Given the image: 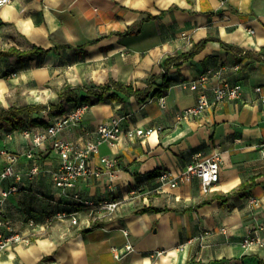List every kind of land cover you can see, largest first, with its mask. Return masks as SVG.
Segmentation results:
<instances>
[{
  "label": "crops",
  "instance_id": "crops-1",
  "mask_svg": "<svg viewBox=\"0 0 264 264\" xmlns=\"http://www.w3.org/2000/svg\"><path fill=\"white\" fill-rule=\"evenodd\" d=\"M172 65L171 84L163 95L161 73L169 55L190 52ZM42 53L0 56V102L24 105L58 103L68 87L89 107L79 124L59 136L83 148L96 140L99 124L120 119L124 129L154 128L147 136L122 135L105 140L90 156L93 170L65 193L50 170L60 159L51 141L36 148L40 165L22 155L19 178L0 181V191L17 184L3 207L30 242L0 251V264H264V246L244 245L250 228L264 236V0H10L0 5V49ZM211 69L205 82L191 84ZM121 82L146 99L121 91ZM240 85L239 97H225L197 116L177 113L198 103L215 86ZM110 88L102 100L90 90ZM260 87L261 90H257ZM39 93L40 100H30ZM47 102V103H48ZM71 107L70 109H72ZM27 128H42L49 123ZM26 129V128H24ZM24 129H0V149L31 148ZM219 154V180L204 192L197 177L176 187L161 184L163 170L179 175L198 159ZM102 156L116 158L113 174ZM7 156L0 154V172ZM245 196L227 194L244 183ZM132 191H135L134 193ZM91 199L115 198L120 208L94 221L81 207L77 224L51 215L73 203L72 194ZM260 204L251 210L247 198ZM209 199V202L203 201ZM35 218L37 226L27 224ZM124 229L129 232L125 235ZM134 250L122 258L111 247Z\"/></svg>",
  "mask_w": 264,
  "mask_h": 264
},
{
  "label": "built area",
  "instance_id": "built-area-1",
  "mask_svg": "<svg viewBox=\"0 0 264 264\" xmlns=\"http://www.w3.org/2000/svg\"><path fill=\"white\" fill-rule=\"evenodd\" d=\"M8 1L10 0H0V5ZM211 72L212 70L208 69L200 74L191 84V88L195 89L197 88V83L205 82ZM240 89V85L230 87L215 86L213 89V100L210 99L206 92H202L199 96L198 103L178 112L177 118L181 120L185 117L200 115L212 103L223 100L225 97H239ZM257 90H261V88L258 87ZM262 97L264 99V92ZM88 107V103L85 102L62 113L52 114L48 110L44 111L48 112L50 117L49 123H47L45 127L26 128L22 130V134L29 140L32 146L31 148L25 150L24 153L0 149V154H5L7 156V163L0 172V181L6 180L12 176L19 178L15 164L22 155L34 159V163L30 169V175L33 176L38 173L40 165L35 150L37 147L50 140L60 159L58 167L51 169L50 173L54 184L65 193L66 189L74 188L76 186V181L79 177L90 173H101V170H93L91 168L89 160L93 153L99 152L102 141L109 140L112 142L119 139L124 134H127L130 137H134L135 135L147 136L154 131V128L124 129L121 126L120 119L112 118L111 120L98 125L96 130L98 137L96 140L88 142L83 148H76L73 142L64 137H60L59 134L68 126L79 124ZM194 157L196 160L182 170L179 175H174L169 170H163L158 176L161 184L167 183L172 187H176L181 182H189L193 177H197L201 183L203 191L209 192L219 180L221 156L219 154H214L213 156L203 159H198V156ZM101 162L111 174L118 169L116 158L102 156ZM18 190L19 186L13 184L8 189H2L0 191V251L14 244L30 242L29 236L24 235L14 221L7 215L3 207L9 194ZM132 192L134 193L135 191ZM72 197L74 200L73 203H68L64 205L62 209L56 210L51 215L49 221L54 219H67L71 223L77 224L81 214L80 206L87 208L89 216L92 217L94 221L106 218L120 208V201L115 198H100L94 200L82 197L78 192H74ZM260 202L261 199L255 196H249L247 198V204L251 210H254ZM27 224L31 228L37 226L35 218H29ZM124 233L125 235L129 234L125 229ZM243 243L244 245L255 244L264 246V236H261L258 228L254 226L245 234ZM111 250L114 256L120 259L126 254L132 252L134 250V245L131 242H127L124 247L114 245L111 247Z\"/></svg>",
  "mask_w": 264,
  "mask_h": 264
},
{
  "label": "trees",
  "instance_id": "trees-1",
  "mask_svg": "<svg viewBox=\"0 0 264 264\" xmlns=\"http://www.w3.org/2000/svg\"><path fill=\"white\" fill-rule=\"evenodd\" d=\"M203 43L199 45H194L190 52L185 53H174L169 55L164 63V71L161 73V77L164 79L163 84L155 91L156 95L165 94L171 84L170 78L167 75L168 70L172 65H178L183 61L188 60L192 57V55L202 48ZM35 51H40L42 53L47 50L36 48L27 52H21L16 49L9 50H1V55H8L12 53H16L18 55H26L33 54ZM121 91L127 94H134L138 96L140 99H146L149 95L148 91H140L123 84L121 82H113ZM109 86H104L100 91L99 90H90L89 94H94L98 96L100 100L106 97V91L109 89ZM60 101L58 103L48 102L47 104L37 103V104H24V105H12L9 108H1L0 109V129L7 128L8 130L14 129H24L31 125L40 123L44 124L45 121L40 119L39 117H33L35 113H41L43 111L48 110L52 114L62 113L70 110L71 107H75L80 103H85L89 101V96L80 97L74 90L71 88H67L65 91L60 92L59 94ZM28 117V118H27ZM252 185V182L244 183L239 189L234 192H231L226 195L224 200L226 201L231 195H240L245 196V192L243 190L247 189ZM209 199L204 200L203 202H209Z\"/></svg>",
  "mask_w": 264,
  "mask_h": 264
},
{
  "label": "rangeland",
  "instance_id": "rangeland-1",
  "mask_svg": "<svg viewBox=\"0 0 264 264\" xmlns=\"http://www.w3.org/2000/svg\"><path fill=\"white\" fill-rule=\"evenodd\" d=\"M44 102V104H47V102H48V100L47 99H45V101H43ZM8 103L7 102H5V104H2V102H0V109L1 108H7L8 107ZM37 113H35V114H33V117H37V115H36ZM39 115H40V117H43L44 118V120H47L48 118H49V113L48 112H41V113H38ZM28 118V117H27Z\"/></svg>",
  "mask_w": 264,
  "mask_h": 264
},
{
  "label": "bare ground",
  "instance_id": "bare-ground-1",
  "mask_svg": "<svg viewBox=\"0 0 264 264\" xmlns=\"http://www.w3.org/2000/svg\"><path fill=\"white\" fill-rule=\"evenodd\" d=\"M40 95L39 93H35L32 97H30V100H32L33 102H36L38 100H40Z\"/></svg>",
  "mask_w": 264,
  "mask_h": 264
}]
</instances>
